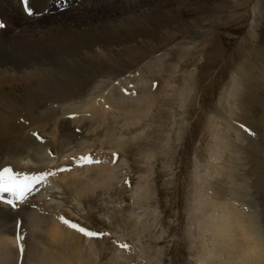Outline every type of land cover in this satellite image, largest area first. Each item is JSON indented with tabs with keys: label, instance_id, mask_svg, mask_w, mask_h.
<instances>
[{
	"label": "rangeland",
	"instance_id": "obj_1",
	"mask_svg": "<svg viewBox=\"0 0 264 264\" xmlns=\"http://www.w3.org/2000/svg\"><path fill=\"white\" fill-rule=\"evenodd\" d=\"M114 1L101 5L93 11L91 18L89 16L76 18L75 20H78L76 23L96 20L104 22L123 18L130 13L138 12L143 7L155 12L157 6L154 7V4L156 2L163 4L164 0H130L131 3L126 0L129 3V10L122 12H120L121 9L111 8ZM195 1L190 0L187 3L194 4ZM198 1L202 2L203 8L200 7L196 11L195 17H198V20L190 29H185L186 31L178 34H175L174 31L166 39H157L164 28L175 26L177 18L172 12L173 14H168L163 22H151L149 35L146 37L152 38L149 41L146 40L143 49L136 48L133 53H129L126 51V47L134 44L122 43L124 48L117 52L120 64L126 65L125 75L117 77V79L110 75L111 81L128 79L131 80L130 84L134 85V88H138L139 83L145 79L146 82L143 83L146 90L143 89L144 92L141 94L144 107L146 105L145 108L139 104L138 109L141 108V110L123 116H120L119 111L114 109L116 115L113 118L111 115L113 108L110 107L111 110L108 107L102 109L100 105L102 101L99 100L100 103H98L97 98L102 100L103 94L108 92L114 82L106 87L94 88L97 80L105 75L104 72H100L78 83L71 96V101L82 100V102L90 103L89 107L86 105L82 109H78L77 114H74L76 118H79L78 114H83L81 118L84 117L83 123L76 128L80 133L74 130V133L78 134L77 136L71 134L70 131L75 125L66 118L68 115H63L60 109H53L58 117L56 130L59 132L57 134L63 140L58 151L54 150V147L48 150V146L43 145L42 140L51 141L56 138L49 130L43 134L40 130L34 129L35 136L38 137L41 134L42 140L38 145L43 150H41L42 153L40 152L41 155L46 156H43L44 159H50H47L46 162L51 167L54 165L52 168L57 166L61 168L66 162H73L74 167L75 163L74 169L77 171L74 170V174L81 176L84 179L82 182L88 181L86 177L94 176L99 172L95 171L97 168L92 166H99L104 162L111 163L107 168L109 170L107 171L108 182L105 180L104 185L102 183L103 186L100 185L96 190L101 194L98 196L102 197L95 202L94 209H90L89 204L85 202V204L80 203L75 195L69 194L70 192L65 193L69 186L66 184L68 177L66 176L62 181H58L57 177L60 176L59 172L62 174L63 171H67L65 173H68V168L55 173L57 176L50 174L45 182L47 190L52 187L51 204L59 206L61 211L65 212L64 214L83 223V226L101 231L99 234H103L89 241L86 239L85 242V245L89 247L91 245L93 247L95 245L93 243L97 241L106 244L105 257L96 258L94 256V264H228L229 261L244 260L243 254L229 249L228 242L223 245L219 244V240L223 238L225 227L217 225V215L221 211L226 214L230 206L227 204V207L223 202L224 199L228 201V196L225 198L215 194L219 187L220 181L218 180L222 178V175L213 170L215 161H218V156H220L214 151L219 150L218 142L224 140L223 134L226 132L222 121L225 123L224 116L228 109L226 108V99L221 100L226 83L234 73H239L242 68L250 74L255 72L251 56L264 37V0ZM171 2L173 0L165 1L163 6H167ZM51 6L55 10L45 6L36 13H39V17L36 18H48L61 13V11H66L71 5L67 6L63 3V6ZM53 20L69 23L73 18L67 16L37 22L44 25ZM158 24L159 27H156ZM138 42L139 40L136 41V43ZM117 48V46L114 47L115 50ZM104 52L105 49L103 54ZM106 58L104 57L103 60L105 63H102L104 67L111 65L107 64ZM134 75L136 78H139L140 75L139 81H137L138 78L135 79ZM242 77V80L247 79L245 75ZM243 85L245 86L244 83ZM260 95L263 100L258 96L256 99L259 100L253 101L249 105L256 107L257 114H264V93ZM89 96L94 99L87 100ZM159 100L161 103H158ZM91 104L92 106H90ZM250 106L248 116L254 113ZM50 107L49 103H46L40 112L45 114V111L51 110ZM90 109L97 110L95 112L99 113L108 111L110 115L106 116L103 123L97 118H90ZM253 119L254 122L259 120L257 116ZM18 122L23 124L22 119ZM125 123L129 124L128 130L122 128ZM257 125H255L256 127L253 125L252 128L244 125L248 134L252 133L246 137V140L247 142L251 141L250 143L254 145L261 138L260 127ZM17 130V134H10L9 140L6 141L7 146H10L13 140V143L17 142L19 132L24 136L27 134L26 129H23L26 133L19 131L21 130L19 128ZM103 131L109 134L112 139L108 138L109 136L104 137ZM99 141L105 144H103V148L99 147ZM110 141L115 143L123 141L124 145L115 149L113 142L111 145L108 143ZM122 147L125 152L122 151ZM128 147H132L133 150L129 151ZM118 149L123 153L117 154L115 160H112L114 155L105 154L107 151L117 153ZM85 151H89L87 155L90 157L87 159H84ZM258 152L264 156L262 140ZM97 155H108L109 158H107L111 160L100 157L102 159L100 163L93 162L95 159L93 157ZM262 161L264 162V160ZM2 164L3 161L0 159V168ZM85 165L90 168H84ZM259 183H262L261 187L263 188L264 181ZM39 185L41 184L39 183ZM84 191H82V197L87 199L90 193L86 192V189ZM50 195L48 192L45 193L46 197ZM3 196L8 200L7 193ZM215 196L216 198L219 196V198L216 199ZM262 197H264V188ZM10 198L15 197L11 195ZM263 202L260 204H264ZM0 204L6 205L3 202ZM6 207L10 209V207ZM89 210L94 215L90 219V224L87 216ZM113 213L122 215H119L121 220L117 221L118 225L116 224V226L111 224ZM32 225L35 224L32 223ZM67 225L71 227V224L67 223ZM116 241H121L120 245L128 247H121V251L117 250L114 248ZM35 242L38 244L37 248L28 250L37 256L39 253L41 254L40 246L42 244L38 243V239H35L32 244L35 245ZM203 256L208 259L204 260ZM10 258L14 259L12 263L15 264V261L22 257L10 254ZM209 260L213 262L210 263Z\"/></svg>",
	"mask_w": 264,
	"mask_h": 264
},
{
	"label": "bare ground",
	"instance_id": "obj_2",
	"mask_svg": "<svg viewBox=\"0 0 264 264\" xmlns=\"http://www.w3.org/2000/svg\"><path fill=\"white\" fill-rule=\"evenodd\" d=\"M47 1L49 0H29V7L33 13L29 16L24 14L19 0H0V23L4 25V27H0V159L3 161L1 168H11L13 173L24 172L27 174L28 171L31 175L37 177L47 172V167L50 166L46 162L48 158H45V160L44 157L46 156L41 155L43 150L38 145L39 139H35L32 132L36 133L34 129H38L44 134L46 130H49L56 138L51 141L46 140L43 145L48 146L49 150L54 147V150L58 151L63 140L57 134L59 132L56 130L58 117L53 109H60L63 115L66 116L69 113L77 112L78 109H82L86 105L89 107L90 104L89 102H82V100L71 101V96L77 84L86 80L89 76L104 72L105 75L97 80L94 88L106 87L111 82L114 83L108 92L105 95L103 94L102 100L96 97L98 103L102 101L100 104L102 109L113 108L111 111L113 118L116 115L114 109L119 111L120 116L137 113V110H141V108L138 109L139 104L144 107L141 94L145 89L143 83L146 82L145 79L140 82L143 84L139 83L138 88L133 87L132 93L134 94L127 95L122 87L125 86L129 90L131 80L118 79L116 82L111 81L110 77V75H113L117 79V77L125 75L124 68L126 65L120 64L117 55V52L124 48L122 43L134 44L126 47V51L129 53H133L136 48L143 49L146 40L149 41L152 38L146 37L149 35L151 22H163L165 21L164 18L172 12L177 18L175 26L164 28L157 39H166L174 31L175 34L186 31L185 29H190L194 22L198 20V17H195L197 15L196 11L200 7L203 8L202 2L198 0L194 4L187 3L190 0H173L167 6H163L165 1H168L164 0L163 4L161 2L154 4V7L157 6L155 12L143 7L138 12L130 13L123 16V18L77 24L78 20H75L76 18L83 16L91 18L93 17V11L104 3L107 4L114 0H63L62 3H59V6H63V3L67 6L71 5L66 11L51 15L48 18H34V13L41 11L45 6L47 8L49 5H57ZM128 1H114L111 8L121 9L120 12L129 10L131 1L129 3ZM158 7H160V10ZM62 16H69L73 20L69 23L53 20L44 25L39 24L44 19L65 18ZM159 24L156 27H159ZM137 40H139L138 43H136ZM115 46L118 47L117 50L114 49ZM104 57H107L106 61L107 64H111L110 66L106 64V67L102 66V63H105L103 62ZM251 59L255 65V72L253 71L250 74L244 68L240 69L239 73L236 72L231 76L226 83L224 92H222L221 100L226 99V108L228 109L224 116L226 124L222 121L226 127V132L224 131L223 134L224 140L218 142V146L220 144L219 150L214 151L220 156H218L219 160L215 161L213 170L220 172L222 175V178L218 180L220 181L219 187L215 194L225 198L228 196V201L224 199L223 202L224 205L227 206L228 204L230 206L226 214L221 211L217 215V225L225 227L222 234L223 238L219 240V244L223 245L228 242L230 250L245 256L244 260L240 262L229 261L228 264H264V204H260L264 200V197H262L264 186L262 185V188V183H259L264 181V162L262 161L264 156L258 152L261 140L264 151V114H257L255 112L256 107L250 106L253 101L259 100L256 99L258 96L263 100L260 94L264 93V37L254 49ZM244 75L247 76V79L242 80ZM132 78L134 77L132 76ZM137 78L135 76V79ZM140 78L139 75L137 81ZM88 95L91 96V94ZM90 96L87 97L89 101L94 99ZM97 99L95 100L97 101ZM46 103H49L51 110L45 111L44 114L40 110ZM158 103H161V101L159 100ZM249 106L254 111L250 116H248V112L250 113ZM95 111L90 109V118H97L98 121L103 123L106 116L110 115L108 111L100 113ZM78 115H80L79 118L71 117L70 119L73 122L72 124L75 125L70 131L75 136L78 134L74 133V130L84 120V117L81 118L83 114ZM256 116L259 118V120H256L258 122L253 121ZM20 119L23 120V124L18 122ZM256 124L260 127L261 138L254 145L250 143L251 141L247 142L246 137L249 134L244 125L252 128ZM17 128L21 129L19 131L22 132H24L23 129H26L27 134L25 136L22 134V136L19 132L17 142L13 143V140L10 146H7L6 141L9 140L10 134H17ZM122 128L128 130L129 124L125 123ZM108 136L109 134L104 132V137L107 138ZM108 138H111V136ZM101 141H99V147L103 148L104 143ZM111 142L113 141L108 143L111 145ZM113 143L115 149L124 145L123 141ZM126 144L128 145V142ZM119 149L116 154L125 152L123 151L124 147H122L123 152ZM128 149L129 151L133 150L132 147H128ZM105 154L111 156L114 155V152L107 151ZM108 155H97L94 158L108 159ZM109 164L111 163L104 162L99 166H92L97 168L95 171L98 170L99 172L95 173L94 176L90 175L92 177H86L88 181L82 182L84 179L81 176H76L77 174H74L75 169H71L73 168V162H71L65 164V166L70 167L69 172L65 173L67 171H63L57 178H59L58 181H62L67 176L68 182L66 184H69V186L66 188L65 193L70 192L69 194L75 195L80 203L85 202L89 204L90 209H94L95 202L102 197L98 196L101 194L96 190L102 183L104 185L105 180L108 182L107 171L109 170L107 168H109ZM58 170H65V167H58ZM58 170L54 169V171L48 173L53 172L55 174ZM47 174L44 178H47ZM251 185H253V188ZM84 189L90 193L87 199L82 197V191L85 192ZM104 189H106L105 186ZM45 193L41 189L33 190L24 202L18 204L15 209H8L6 205L0 204V264H13L14 259L10 258V254H17L22 257L16 260L15 264H94V256L104 258L105 253H107L106 244L97 241L93 243L95 244L93 247H91L92 245L90 247L86 246L85 234L65 224L66 220L74 221V219L65 216V212L61 211L59 206L51 204L56 208L54 213L51 215L45 214L51 209L44 200ZM0 194L3 195V193ZM7 195L9 196L8 200L15 199L10 198L11 194ZM218 198L219 196L216 199ZM97 208L99 209V207ZM119 215L113 213L111 224L118 225L117 221L121 220ZM87 216L89 223L91 222L90 219L93 218L92 216H94L93 212L89 210ZM18 221L20 222L19 232L23 239V254L20 253L18 246H14L18 232ZM32 223L35 225H32ZM68 224H76L79 228L85 229L82 226L84 224L75 222ZM35 239H38V243L42 244L40 246V256H35L32 251L28 250L37 248L38 244L36 242L35 245L32 244ZM203 257L204 260L208 259V257ZM209 262L212 263L213 261L209 260Z\"/></svg>",
	"mask_w": 264,
	"mask_h": 264
},
{
	"label": "snow or ice",
	"instance_id": "obj_3",
	"mask_svg": "<svg viewBox=\"0 0 264 264\" xmlns=\"http://www.w3.org/2000/svg\"><path fill=\"white\" fill-rule=\"evenodd\" d=\"M21 3L23 4L24 11L31 16L32 10L29 7V0H21ZM0 27H4L2 23H0ZM34 135H36L34 133ZM43 177H37V176H23L21 177L20 174L13 173L11 168L5 167L2 170H0V193H7L11 194L15 197L14 200H5L3 196H0V202L7 203L10 207L16 208L18 202H24L26 199L28 193L31 191V185L33 182H38L39 180H42ZM65 223H68L65 221ZM72 228L77 229L78 231L84 233L88 236H97V235H103L99 233L89 232L83 228H79L76 224L70 225ZM20 222H17V244L19 246V251L21 254L24 252V246H23V239L19 232ZM123 248H127V245H121Z\"/></svg>",
	"mask_w": 264,
	"mask_h": 264
}]
</instances>
